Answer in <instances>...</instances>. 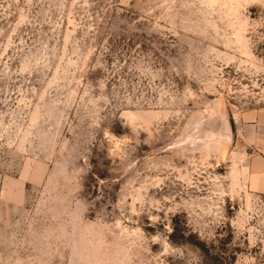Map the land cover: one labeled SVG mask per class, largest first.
Instances as JSON below:
<instances>
[{"label":"rangeland","instance_id":"rangeland-1","mask_svg":"<svg viewBox=\"0 0 264 264\" xmlns=\"http://www.w3.org/2000/svg\"><path fill=\"white\" fill-rule=\"evenodd\" d=\"M262 108L264 0H0V264H264Z\"/></svg>","mask_w":264,"mask_h":264},{"label":"crops","instance_id":"crops-1","mask_svg":"<svg viewBox=\"0 0 264 264\" xmlns=\"http://www.w3.org/2000/svg\"><path fill=\"white\" fill-rule=\"evenodd\" d=\"M243 137L252 149L245 174L246 187L253 194L264 196V108L241 115Z\"/></svg>","mask_w":264,"mask_h":264}]
</instances>
